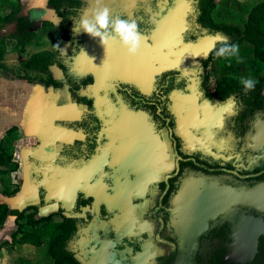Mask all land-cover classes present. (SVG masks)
<instances>
[{
  "label": "flooded vegetation",
  "instance_id": "af4514ba",
  "mask_svg": "<svg viewBox=\"0 0 264 264\" xmlns=\"http://www.w3.org/2000/svg\"><path fill=\"white\" fill-rule=\"evenodd\" d=\"M55 1L32 11L16 0L18 17L33 25L25 49L41 24L62 50L38 53L60 62L49 66L56 69L51 76L49 68L24 66L47 75L39 83L52 93L50 109H29L9 122L7 132L18 138L22 210L72 223L69 250L77 264H230L224 260L237 241L256 242L246 264H264V209L233 199L264 187V67L250 77L256 85L245 93L244 77L215 72L214 51L189 59L184 49L216 35L199 0H104L113 16L138 22L140 57L153 45L157 25L169 22L179 32L172 48L177 58L161 52L174 60L169 69L152 76L160 63L139 57L133 75L119 43L107 50L114 59H101L106 49L99 38L74 32L75 21L90 17L96 0ZM179 4L184 10L172 18ZM59 28L71 39L62 42ZM16 30L9 25L6 40ZM89 48L108 69L75 70V58ZM209 190L232 197L223 209L219 203L209 211V202L194 201Z\"/></svg>",
  "mask_w": 264,
  "mask_h": 264
},
{
  "label": "trees",
  "instance_id": "16d2710c",
  "mask_svg": "<svg viewBox=\"0 0 264 264\" xmlns=\"http://www.w3.org/2000/svg\"><path fill=\"white\" fill-rule=\"evenodd\" d=\"M56 1L60 4L61 0ZM199 1L200 9L209 12L211 33L224 34L230 43L239 45V61L218 59L215 51L213 52L210 60L215 63V72L226 71L229 75H240L244 78L258 74L264 67V0L254 6L243 5L238 0ZM20 11L18 2L0 0V30L15 23L17 30L15 34H10L9 40L15 41V48L24 52L27 42L33 36L29 30L33 25L24 17H18ZM57 13H60L59 9ZM60 29L58 33L62 42L71 39V36L61 33ZM220 46L219 43L217 49ZM52 63L59 65L60 62H52V57L45 54H36L26 62L25 67L46 72ZM17 143L18 138L12 130L0 142V194L6 199L15 197L19 189L12 186L8 178L9 173L19 168ZM9 219H13L17 226L12 234L13 243L36 248L45 246L46 255L53 264H77L69 250V243L75 235V226L72 223H53L48 217L37 218L29 210L12 209L6 202L0 204V229Z\"/></svg>",
  "mask_w": 264,
  "mask_h": 264
},
{
  "label": "water",
  "instance_id": "95a60500",
  "mask_svg": "<svg viewBox=\"0 0 264 264\" xmlns=\"http://www.w3.org/2000/svg\"><path fill=\"white\" fill-rule=\"evenodd\" d=\"M184 10V6L182 4H179L175 9L172 10V18L173 16L176 15L177 12H181ZM157 31L156 33L153 34L151 38V42L153 45L151 46L150 44L146 46L147 52L146 55H143L142 57H129L132 60V72L133 75H136V71L139 69L137 66V61L136 59L144 58L147 59L148 61H154V62H159L160 66L159 69L153 70V73H150V75L155 76L156 71L159 72L164 69H169L168 64L169 63H174V60H171L170 62L168 59L166 60V57H164L161 52L163 49H166V51L170 54V56L177 58V55L173 53L172 48H173V40L174 36L179 33L177 31V28L172 25V23H164L162 25H157ZM216 35H222L217 33ZM216 35H211L210 37L216 36ZM224 36V35H222ZM228 39V38H227ZM229 40V39H228ZM93 43V42H92ZM212 41L208 38H206V41H201L197 44H191L189 45L186 49H184L186 52L188 51V54L190 55L189 59L194 60L195 58L199 57L198 54L203 48L209 47ZM219 43H216V45ZM215 45V47H216ZM90 46V45H89ZM88 53L86 55H79L78 57L75 58L74 66L75 70L79 73H86L88 71L92 73H98L99 69H108L109 66L108 64H104L102 61L100 63L95 62L96 57V51L92 50L91 48L87 49ZM98 53V52H97ZM212 53V52H211ZM209 53V55L211 54ZM110 53L105 52L103 55L100 56L101 59L103 58H113V54L109 55ZM167 55V57L169 56ZM98 55V54H97ZM184 55V54H183ZM140 57V58H139ZM102 62V64H101ZM142 62V61H141ZM72 195V194H71ZM74 196V195H73ZM203 199H195L194 201L196 203H202L206 206L209 202V211L212 208L213 205H216L212 211L215 212L217 208H219V205L221 204V208L223 209L222 203H227L228 201L226 198L232 197L231 194L226 195L222 193L220 190H209V195H204ZM17 199V198H16ZM72 199V197H71ZM235 201L249 204L254 207H258L260 209H264V187L253 192H244V193H239V194H234ZM8 203L10 208L12 209H17L12 207L11 202L8 199H4L3 203ZM220 203V204H219ZM2 204V203H1ZM22 210V209H18ZM43 212L47 213L49 210L45 209L42 210ZM241 230V228H240ZM240 246V248H239ZM256 251V242L250 241V242H239L234 243L232 249L229 252V255L227 258H225V263H230V264H246L250 259L253 257V253ZM241 254V255H240Z\"/></svg>",
  "mask_w": 264,
  "mask_h": 264
},
{
  "label": "rangeland",
  "instance_id": "374dc122",
  "mask_svg": "<svg viewBox=\"0 0 264 264\" xmlns=\"http://www.w3.org/2000/svg\"><path fill=\"white\" fill-rule=\"evenodd\" d=\"M24 4H29L32 7V11L38 5L43 4L46 5V0H23ZM241 4L246 6H254L258 4L261 0H238ZM24 5V6H25ZM27 6V5H26ZM36 9V8H35ZM31 11V12H32ZM27 13H29L27 11ZM42 25L39 24L36 28L32 29L35 32L36 37L33 40V43L28 45V49H25L24 52L18 51L16 48L9 49L4 47L5 57V69L8 76H12L13 78H20L21 75L25 74L30 77L28 80L33 81L32 84H38L40 82L39 78H46L47 75L38 71H27L25 69V64L28 60L42 51H48L58 55L60 53L61 47L58 44L56 36L53 32H48L44 34L42 32ZM42 41L44 46L40 45L39 47L35 45V42ZM9 42V41H8ZM47 56H50L49 54ZM50 76L55 72V67L49 68ZM26 70V71H24ZM219 73H221L219 71ZM46 76V77H45ZM21 165L19 166V168ZM19 168L17 171L11 172L8 174L9 182L12 186L18 187V178L17 175L19 173ZM1 189V183H0ZM0 204L6 200V197H3L0 194ZM17 198V199H16ZM11 202L12 207L17 209H22L20 206V200L17 195L15 197H11L8 199ZM39 218V217H37ZM17 229V226L13 224V219H9L5 222V225L0 229V264H53L52 260L48 259L46 255L45 246L36 248L31 245H19L13 243L12 234Z\"/></svg>",
  "mask_w": 264,
  "mask_h": 264
},
{
  "label": "clouds",
  "instance_id": "9594fccd",
  "mask_svg": "<svg viewBox=\"0 0 264 264\" xmlns=\"http://www.w3.org/2000/svg\"><path fill=\"white\" fill-rule=\"evenodd\" d=\"M96 7L92 9L90 17H82L78 22L75 21L74 32L79 34L81 31L87 33L92 38H99L100 43L107 50L116 43L123 47L129 57H136L140 54L143 47L144 36L139 29L138 22L128 20L120 16H113L111 10L105 5L104 0H96ZM212 43L198 56L205 59L209 53L215 51L218 59L231 61L236 59L239 61V45L230 43L227 37L216 35L209 38ZM216 43H220V47H215ZM245 93L255 88L256 82L252 78H241ZM234 101L229 100L227 106H233Z\"/></svg>",
  "mask_w": 264,
  "mask_h": 264
},
{
  "label": "crops",
  "instance_id": "0c3cea01",
  "mask_svg": "<svg viewBox=\"0 0 264 264\" xmlns=\"http://www.w3.org/2000/svg\"><path fill=\"white\" fill-rule=\"evenodd\" d=\"M12 1L16 2V0ZM26 5V10L32 8L31 5ZM6 31L7 27L0 30V51H2V57H0V64H2L0 67V142L5 137L10 120H14L16 114L21 116L28 114L29 109L33 108L50 109L47 101L49 94L52 95L51 92L48 94L49 89L41 83L30 84L22 78L13 79L12 76H8L5 69L6 54L3 51L4 47L8 48L7 44L9 49L15 46L14 42L6 40Z\"/></svg>",
  "mask_w": 264,
  "mask_h": 264
}]
</instances>
